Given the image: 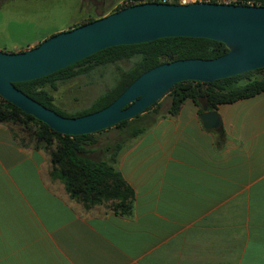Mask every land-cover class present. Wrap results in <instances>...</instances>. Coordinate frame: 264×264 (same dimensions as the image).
Returning <instances> with one entry per match:
<instances>
[{
    "label": "crops",
    "instance_id": "0c3cea01",
    "mask_svg": "<svg viewBox=\"0 0 264 264\" xmlns=\"http://www.w3.org/2000/svg\"><path fill=\"white\" fill-rule=\"evenodd\" d=\"M216 110L207 128L188 99L128 142L130 215L71 198L49 154L0 122V264H264V91Z\"/></svg>",
    "mask_w": 264,
    "mask_h": 264
},
{
    "label": "water",
    "instance_id": "95a60500",
    "mask_svg": "<svg viewBox=\"0 0 264 264\" xmlns=\"http://www.w3.org/2000/svg\"><path fill=\"white\" fill-rule=\"evenodd\" d=\"M169 36L223 42L215 58L163 62L138 76L109 105L80 116H64L33 99L14 82L50 74L101 49ZM264 67V5L217 2L136 3L57 32L21 51L0 50V95L63 134L95 133L144 112L180 81L212 82ZM203 125L217 128L216 109L203 105Z\"/></svg>",
    "mask_w": 264,
    "mask_h": 264
},
{
    "label": "trees",
    "instance_id": "16d2710c",
    "mask_svg": "<svg viewBox=\"0 0 264 264\" xmlns=\"http://www.w3.org/2000/svg\"><path fill=\"white\" fill-rule=\"evenodd\" d=\"M134 1L138 3L140 0ZM246 1L237 0L239 3ZM252 1L264 5V0ZM136 2L121 4L113 11ZM170 2L178 3V0ZM94 19L96 18L87 19L80 24ZM227 50L223 42L210 38L162 37L149 42L109 46L45 76L17 81L14 84L61 115L80 116L109 105L138 76L156 65L183 58H215ZM106 65H116L119 70L118 77L113 85L106 88L91 103L81 106L73 102L74 100L68 101L66 93L58 95L61 85L82 74H88L97 66ZM262 91L264 67L212 82L180 81L164 96L170 97L171 100L167 113H159L160 99L131 119L122 120L95 133L78 135L63 134L50 128L45 122L0 95V122L11 125L20 144L42 149L49 154L50 174L53 179H58L64 184L71 198L82 203L87 209L105 203L118 214L130 215L133 211L134 191L123 178L117 165L129 141L135 140L153 126L157 118L176 114L188 99L194 100L201 108L207 105L209 109H216L220 103L235 101ZM67 108L72 110L68 111ZM146 113L156 115L149 117ZM139 119L145 120L141 122ZM113 127L120 129L121 134L104 145V157L93 158L90 154L99 142L97 133Z\"/></svg>",
    "mask_w": 264,
    "mask_h": 264
},
{
    "label": "rangeland",
    "instance_id": "374dc122",
    "mask_svg": "<svg viewBox=\"0 0 264 264\" xmlns=\"http://www.w3.org/2000/svg\"><path fill=\"white\" fill-rule=\"evenodd\" d=\"M124 0H4L0 3V50L13 51L16 44L47 38L57 32L75 27L90 18L109 14ZM114 2V3H113ZM78 26V25H77ZM44 40V39H43ZM116 65L97 66L88 74L61 85V93L68 94V101L81 106L91 103L118 77ZM169 97L162 103L166 104ZM68 111L72 110L67 108ZM145 119H139L143 121ZM18 127V126H17ZM19 128V127H18ZM118 128L98 132V147L90 154L93 158L104 157L101 149L118 138Z\"/></svg>",
    "mask_w": 264,
    "mask_h": 264
},
{
    "label": "built area",
    "instance_id": "2783aa9c",
    "mask_svg": "<svg viewBox=\"0 0 264 264\" xmlns=\"http://www.w3.org/2000/svg\"><path fill=\"white\" fill-rule=\"evenodd\" d=\"M148 1H156V2H163V3H167L170 2V0H140L138 3H142V2H148ZM133 3L136 2L134 0H124V3ZM192 2H217V3H234V4H247V5H260L259 3H254L252 0H247L246 3H239L237 2V0H178V3H192ZM137 3V2H136ZM134 3V4H136ZM132 5V4H131Z\"/></svg>",
    "mask_w": 264,
    "mask_h": 264
}]
</instances>
